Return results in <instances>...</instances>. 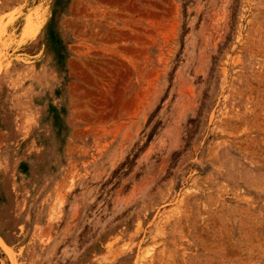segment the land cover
<instances>
[{"label":"rangeland","instance_id":"rangeland-1","mask_svg":"<svg viewBox=\"0 0 264 264\" xmlns=\"http://www.w3.org/2000/svg\"><path fill=\"white\" fill-rule=\"evenodd\" d=\"M0 264H264V0H0Z\"/></svg>","mask_w":264,"mask_h":264}]
</instances>
